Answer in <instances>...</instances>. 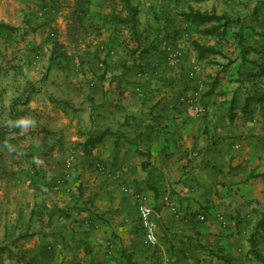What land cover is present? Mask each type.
I'll return each instance as SVG.
<instances>
[{
  "label": "crops",
  "instance_id": "obj_1",
  "mask_svg": "<svg viewBox=\"0 0 264 264\" xmlns=\"http://www.w3.org/2000/svg\"><path fill=\"white\" fill-rule=\"evenodd\" d=\"M139 17L144 36L167 39L169 29L153 13L146 22ZM164 40L161 49L177 47ZM113 66L105 80L74 79V94L64 95L76 103L74 109L58 110L61 124L74 131L63 141L74 153L65 158L72 161L69 182L60 177L65 165L54 154L43 167L45 177L14 176L0 190V230L9 231L0 240L11 241L17 230L36 231L20 242L31 247L27 255L39 264H129V257L136 264L264 259L258 249L264 250V239L256 244L251 236L264 211L258 203L264 194L254 190L262 178L252 177L264 172V141L257 138L262 131L242 111L218 107L215 97H208L205 111L201 102L192 107L182 77L163 72L158 80L114 79ZM38 103L31 99L29 105ZM141 201L154 209L158 244L151 248L142 241Z\"/></svg>",
  "mask_w": 264,
  "mask_h": 264
},
{
  "label": "rangeland",
  "instance_id": "obj_2",
  "mask_svg": "<svg viewBox=\"0 0 264 264\" xmlns=\"http://www.w3.org/2000/svg\"><path fill=\"white\" fill-rule=\"evenodd\" d=\"M129 3L144 22L153 13L157 24L169 29L167 39L144 36ZM195 11L224 19L195 23L184 16ZM0 23L12 27L0 28V190L14 176L45 177L43 167L54 154L65 165L60 177L69 182L72 161L65 158L74 153L63 141L74 131L72 125L61 124L58 110L74 109L76 103L64 96L74 94V79L105 80L113 65L114 79L150 75L158 80L163 72L182 77L192 107L201 102L205 111L208 97H215L218 107L250 118L262 131L258 140L264 141V0H0ZM161 40L177 47L161 49ZM31 99L39 103L31 107ZM50 106L47 113L44 109ZM253 176L262 178L261 188L254 190L264 194V172ZM258 203L264 209V201ZM29 232L17 230L11 241L0 240V264H39L36 256L27 255L31 247L20 242L36 233ZM1 233L9 236L8 230ZM251 236L256 244L263 242L264 211ZM142 241L154 247L143 233ZM258 249L262 255L264 250ZM258 257L253 264H264Z\"/></svg>",
  "mask_w": 264,
  "mask_h": 264
},
{
  "label": "built area",
  "instance_id": "obj_3",
  "mask_svg": "<svg viewBox=\"0 0 264 264\" xmlns=\"http://www.w3.org/2000/svg\"><path fill=\"white\" fill-rule=\"evenodd\" d=\"M140 226L147 244L156 246L158 244L157 224L153 218L154 209L145 201L138 204ZM201 220H205L204 215H200Z\"/></svg>",
  "mask_w": 264,
  "mask_h": 264
},
{
  "label": "trees",
  "instance_id": "obj_4",
  "mask_svg": "<svg viewBox=\"0 0 264 264\" xmlns=\"http://www.w3.org/2000/svg\"><path fill=\"white\" fill-rule=\"evenodd\" d=\"M129 11L131 13H133L134 15V19L139 15V10L137 7H132L131 4L129 3ZM186 16V19L189 21H193L195 23H205V22H220L222 21L224 18L223 16L219 17L217 15H212L209 13H201V12H190L188 15H184ZM219 24V23H218ZM225 25V23H223ZM223 25V26H224ZM0 28H5V29H10L12 27H10L7 24L4 23H0ZM199 46V45H198ZM202 49V47H199ZM244 51H247V49H244Z\"/></svg>",
  "mask_w": 264,
  "mask_h": 264
}]
</instances>
